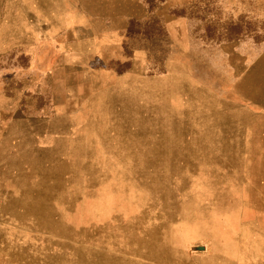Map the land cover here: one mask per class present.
Masks as SVG:
<instances>
[{"label":"rangeland","instance_id":"374dc122","mask_svg":"<svg viewBox=\"0 0 264 264\" xmlns=\"http://www.w3.org/2000/svg\"><path fill=\"white\" fill-rule=\"evenodd\" d=\"M0 264H264V0H0Z\"/></svg>","mask_w":264,"mask_h":264},{"label":"water","instance_id":"95a60500","mask_svg":"<svg viewBox=\"0 0 264 264\" xmlns=\"http://www.w3.org/2000/svg\"><path fill=\"white\" fill-rule=\"evenodd\" d=\"M196 250L201 251V250H203V248L197 247Z\"/></svg>","mask_w":264,"mask_h":264},{"label":"bare ground","instance_id":"6f19581e","mask_svg":"<svg viewBox=\"0 0 264 264\" xmlns=\"http://www.w3.org/2000/svg\"><path fill=\"white\" fill-rule=\"evenodd\" d=\"M64 242V241H63ZM41 252V251H40ZM35 256V255H34ZM36 257V256H35ZM60 258V257H59ZM63 259V258H62ZM32 260V259H31ZM50 260V259H49Z\"/></svg>","mask_w":264,"mask_h":264}]
</instances>
